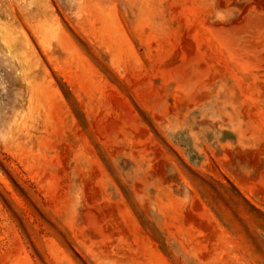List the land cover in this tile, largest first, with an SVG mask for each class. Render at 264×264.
<instances>
[{"label":"rangeland","instance_id":"obj_1","mask_svg":"<svg viewBox=\"0 0 264 264\" xmlns=\"http://www.w3.org/2000/svg\"><path fill=\"white\" fill-rule=\"evenodd\" d=\"M0 264H264V0H0Z\"/></svg>","mask_w":264,"mask_h":264}]
</instances>
